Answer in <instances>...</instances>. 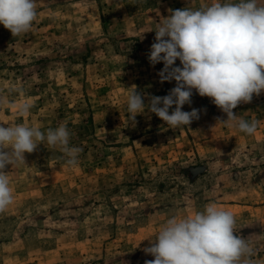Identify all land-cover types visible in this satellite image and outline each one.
<instances>
[{
    "label": "rangeland",
    "instance_id": "1",
    "mask_svg": "<svg viewBox=\"0 0 264 264\" xmlns=\"http://www.w3.org/2000/svg\"><path fill=\"white\" fill-rule=\"evenodd\" d=\"M211 2L36 0L27 33L0 24V124L45 134L65 124L81 149L75 167L46 142L6 167L14 203L0 213V264H144L168 218L210 203L233 213L250 264H264V92L233 110L259 121L252 135L217 121L226 114L195 90L182 109L202 110L190 126L173 130L147 109L175 86L149 63L147 31L170 9ZM135 89L145 110L134 122Z\"/></svg>",
    "mask_w": 264,
    "mask_h": 264
},
{
    "label": "clouds",
    "instance_id": "2",
    "mask_svg": "<svg viewBox=\"0 0 264 264\" xmlns=\"http://www.w3.org/2000/svg\"><path fill=\"white\" fill-rule=\"evenodd\" d=\"M169 12L147 31L155 32L148 60L152 66L162 63L157 73L160 82L175 81V86L165 96H151L147 109L173 130L190 126L202 110L182 109L191 105L195 90L226 114L227 119L218 117L217 121L254 134L259 121L249 122L233 110L264 92V4L259 0H212L196 9ZM37 15L36 0H0V24L13 37L27 33ZM29 109L30 105L23 104L19 112ZM127 110L134 122L145 110L142 94L136 89L128 95ZM45 142L59 149L67 166L78 164L81 149L70 145L67 125L49 128L45 134L35 126L0 124V213L14 203L6 167L25 163V153H33ZM148 240L151 246L143 251L154 259L144 264H250L247 257L252 254L248 241L236 234L233 213L214 203L202 211L171 216L156 238Z\"/></svg>",
    "mask_w": 264,
    "mask_h": 264
}]
</instances>
